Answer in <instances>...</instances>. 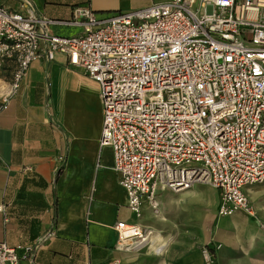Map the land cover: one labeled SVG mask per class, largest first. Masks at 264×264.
<instances>
[{
  "label": "built area",
  "instance_id": "obj_1",
  "mask_svg": "<svg viewBox=\"0 0 264 264\" xmlns=\"http://www.w3.org/2000/svg\"><path fill=\"white\" fill-rule=\"evenodd\" d=\"M53 26L85 33L58 36ZM56 54L100 86V147L113 150L137 220L146 206L159 215V191L196 184L219 191L220 217L254 214L245 190L264 185V0H172L103 18L78 9L71 21L0 6V70L12 67L0 78V113L30 66ZM115 230L120 250L154 242L138 223ZM52 236L27 247L0 242V264L33 257Z\"/></svg>",
  "mask_w": 264,
  "mask_h": 264
},
{
  "label": "crops",
  "instance_id": "obj_2",
  "mask_svg": "<svg viewBox=\"0 0 264 264\" xmlns=\"http://www.w3.org/2000/svg\"><path fill=\"white\" fill-rule=\"evenodd\" d=\"M169 1L0 0V6L71 21L78 9L103 18ZM51 32L73 37L85 30ZM11 70L4 71L9 78ZM103 117L100 86L62 54L34 62L0 113V242L35 246L53 234L19 264H264V185L245 190L253 215L220 217L219 191L196 184L181 193L159 191V215L146 206L137 220L113 150L100 147ZM119 222L151 229L149 250L118 249Z\"/></svg>",
  "mask_w": 264,
  "mask_h": 264
},
{
  "label": "rangeland",
  "instance_id": "obj_3",
  "mask_svg": "<svg viewBox=\"0 0 264 264\" xmlns=\"http://www.w3.org/2000/svg\"><path fill=\"white\" fill-rule=\"evenodd\" d=\"M4 71H5V69H1V70H0V78H1V77L4 78V77H6V76H7L6 78H9L8 75H6V73H5ZM206 186H209V185H206ZM209 187H211V186H209ZM165 196H166V193L163 194L162 199H164Z\"/></svg>",
  "mask_w": 264,
  "mask_h": 264
},
{
  "label": "bare ground",
  "instance_id": "obj_4",
  "mask_svg": "<svg viewBox=\"0 0 264 264\" xmlns=\"http://www.w3.org/2000/svg\"><path fill=\"white\" fill-rule=\"evenodd\" d=\"M145 244H146V248H147V238H146ZM146 248H145V249H146Z\"/></svg>",
  "mask_w": 264,
  "mask_h": 264
}]
</instances>
